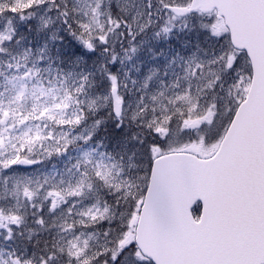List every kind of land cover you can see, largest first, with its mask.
<instances>
[{
	"label": "snow or ice",
	"instance_id": "1",
	"mask_svg": "<svg viewBox=\"0 0 264 264\" xmlns=\"http://www.w3.org/2000/svg\"><path fill=\"white\" fill-rule=\"evenodd\" d=\"M0 264H264V0H0Z\"/></svg>",
	"mask_w": 264,
	"mask_h": 264
}]
</instances>
